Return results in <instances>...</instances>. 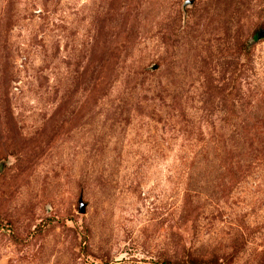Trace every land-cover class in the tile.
I'll return each instance as SVG.
<instances>
[{"label":"rangeland","instance_id":"1","mask_svg":"<svg viewBox=\"0 0 264 264\" xmlns=\"http://www.w3.org/2000/svg\"><path fill=\"white\" fill-rule=\"evenodd\" d=\"M0 264H264V0H0Z\"/></svg>","mask_w":264,"mask_h":264},{"label":"water","instance_id":"2","mask_svg":"<svg viewBox=\"0 0 264 264\" xmlns=\"http://www.w3.org/2000/svg\"><path fill=\"white\" fill-rule=\"evenodd\" d=\"M263 35V32H261L260 34H259V36H262Z\"/></svg>","mask_w":264,"mask_h":264}]
</instances>
